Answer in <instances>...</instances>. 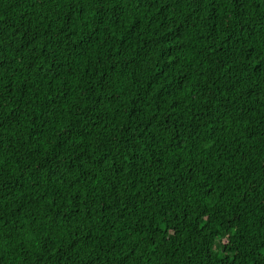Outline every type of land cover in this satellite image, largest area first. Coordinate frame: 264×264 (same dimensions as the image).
Here are the masks:
<instances>
[{
  "label": "trees",
  "instance_id": "1",
  "mask_svg": "<svg viewBox=\"0 0 264 264\" xmlns=\"http://www.w3.org/2000/svg\"><path fill=\"white\" fill-rule=\"evenodd\" d=\"M0 264H264V0H0Z\"/></svg>",
  "mask_w": 264,
  "mask_h": 264
}]
</instances>
